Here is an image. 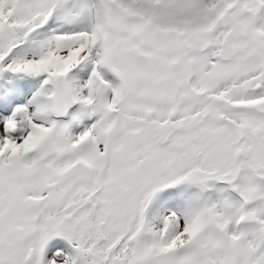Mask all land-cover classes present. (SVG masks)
<instances>
[{
    "label": "snow or ice",
    "instance_id": "snow-or-ice-1",
    "mask_svg": "<svg viewBox=\"0 0 264 264\" xmlns=\"http://www.w3.org/2000/svg\"><path fill=\"white\" fill-rule=\"evenodd\" d=\"M0 264H264V0H0Z\"/></svg>",
    "mask_w": 264,
    "mask_h": 264
}]
</instances>
